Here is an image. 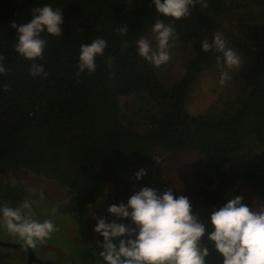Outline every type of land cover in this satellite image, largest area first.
<instances>
[{"label": "trees", "instance_id": "trees-1", "mask_svg": "<svg viewBox=\"0 0 264 264\" xmlns=\"http://www.w3.org/2000/svg\"><path fill=\"white\" fill-rule=\"evenodd\" d=\"M255 1L205 0L207 7L197 4L190 16L175 20L149 7L152 0H0V55L7 69L0 75V177L24 171L54 181L70 199L56 214H75L106 195L112 182L119 192L117 173L136 166L150 171L156 154L187 153L198 155L207 170L254 186L264 201V0L260 7ZM44 5L62 10V35L42 33L47 43L36 63L47 76L33 78L32 61L14 50L18 36L10 25L29 22L32 9ZM157 19L175 29L170 52L180 50L185 58L171 86L162 78L167 64L156 68L138 55L140 37L155 48ZM117 26H127L128 35L117 34ZM217 31L232 37L241 65L230 75L240 86L227 90L234 98L223 112L195 116L188 96L221 55L203 52L201 43H211ZM97 38L107 41L105 56L97 58L95 73L77 76L80 46Z\"/></svg>", "mask_w": 264, "mask_h": 264}, {"label": "clouds", "instance_id": "clouds-1", "mask_svg": "<svg viewBox=\"0 0 264 264\" xmlns=\"http://www.w3.org/2000/svg\"><path fill=\"white\" fill-rule=\"evenodd\" d=\"M152 4L158 14L175 20L190 16L191 8L197 4L207 7L205 0H152L149 7ZM62 24V10L44 5L32 9L29 22L19 25L13 22L10 25L18 36L14 50L24 59L32 61L30 74L33 78L47 76L43 65L36 63L38 59H43L47 43L42 33L59 37L62 35ZM115 31L126 37L129 30L127 26H117ZM152 33L155 48L148 39L140 37L136 41L138 55L160 68L171 59L175 29L157 19ZM107 46L103 38L82 44L76 75L95 73L96 60L105 56ZM127 47V43L122 44V49L126 50ZM201 50L221 54L217 56V63L221 65L219 84L225 86L232 78L230 73L240 67V57L227 46L218 31L211 43L207 39L202 41ZM5 59L0 55V75L7 73L3 64ZM105 63L111 69L113 58L108 56ZM114 76L115 73L110 71L109 79ZM8 90L5 85L4 91ZM157 163L160 161L157 160ZM146 175L147 171L140 169L134 174V179L139 182ZM40 199H43L42 192ZM23 207L30 205L23 202ZM52 212L55 214L58 209L54 207ZM107 212L116 219L108 222L106 218L92 216L96 220L94 231L103 237V242L99 243L102 250L98 253L100 260L97 264H207L209 251L203 244L206 234L208 241L223 257V264H264V210H253L243 202L242 196H236L218 210H213L210 216L211 232L207 231L201 217L193 213L190 200L184 195L175 196L171 188L158 192L151 187H143L134 192L127 205H110ZM0 219L11 233L26 238L30 245L36 241L43 243L51 233L58 231L51 219L40 222L25 218L19 207H11L7 203L0 205ZM118 220L131 223H118ZM114 241H118V244Z\"/></svg>", "mask_w": 264, "mask_h": 264}, {"label": "rangeland", "instance_id": "rangeland-1", "mask_svg": "<svg viewBox=\"0 0 264 264\" xmlns=\"http://www.w3.org/2000/svg\"><path fill=\"white\" fill-rule=\"evenodd\" d=\"M254 4L257 7L262 5L261 0H256ZM221 35L226 40L227 46L233 50V45L229 41V38H232L231 35L226 32ZM170 55L171 59L162 76L164 83L168 86L181 78L185 60L180 50L170 52ZM238 70L239 68L233 72L237 73ZM220 71L221 65H215L201 72L187 100V106L193 115L219 114L224 111L223 108H227L228 102L233 100L234 95L227 96L226 92L240 85L233 77L225 86H220ZM124 103L129 104L131 100L126 99ZM153 159L155 167L150 171L136 166L125 173H117L119 192L114 189V182H112L106 195L95 204L88 205L82 212L75 214L52 212L54 207H64L70 200L69 191L62 185L24 171L14 172L10 177L1 176L0 205L7 203L11 207H19L25 218L40 222L51 219L58 231L51 233L43 243L36 241L34 245H30L26 238L11 233L3 219H0V242H12L15 246H22L15 249L0 247V264H27L28 253L23 247L31 249L34 253L41 249V263L38 256L33 255L34 259L37 258V261H33L36 264H42V258L53 264H97L100 260L98 253L102 250L99 243L103 242V237L94 231L96 220L92 216L106 218L108 222H112L116 218L111 216L107 209L115 204V197H119L118 205L121 203L127 205L128 199L134 192H138L143 187H151L158 192L171 188L175 196H186L191 205L196 206L193 213L198 216L204 215L200 217L206 223L208 232L213 230L210 223L213 210H218L236 196H242L243 202L253 210H264V201L259 199L258 190L254 186L242 184L227 175L207 170L205 163L196 154L178 153L171 156L156 154ZM157 160L160 163H157ZM140 169H145L147 175L137 182L134 174ZM41 192L43 199H40ZM23 202H27L30 207L24 208ZM117 222L131 223L119 220ZM114 243L118 244V241ZM203 244L209 251L207 264H223V257L208 241L207 234L203 238Z\"/></svg>", "mask_w": 264, "mask_h": 264}, {"label": "flooded vegetation", "instance_id": "flooded-vegetation-1", "mask_svg": "<svg viewBox=\"0 0 264 264\" xmlns=\"http://www.w3.org/2000/svg\"><path fill=\"white\" fill-rule=\"evenodd\" d=\"M83 210H84V209H83ZM8 243H10V244L13 245V246L10 247V248H14V249H15L16 247H17V248H22V247H19V246H15L12 242H8ZM40 247L42 248V246H40ZM10 248H9V249H10ZM40 251H41V249L38 250V251L35 252V253H34V252L31 253L29 250L26 251V252L28 253V262H27V264H29V258H30V257H31L32 262H33V261H37V258H35L36 260L34 259V256H36V255H37L38 258L40 259V263H41V258H40V256H42V253H41ZM33 255H34V256H33ZM42 260H43V262H44V261L46 262V263H44V264H53L52 262H50V261H48V260H44L43 258H42ZM43 262H42V264H43ZM33 263L36 264V262H33ZM33 263H32V264H33Z\"/></svg>", "mask_w": 264, "mask_h": 264}, {"label": "water", "instance_id": "water-1", "mask_svg": "<svg viewBox=\"0 0 264 264\" xmlns=\"http://www.w3.org/2000/svg\"><path fill=\"white\" fill-rule=\"evenodd\" d=\"M13 245L10 244V243H6V242H0V247H6V248H9V247H12ZM22 247V246H20ZM25 248L26 251H30L31 253L33 252L31 249L27 248V247H23ZM29 264H32V260H31V257L29 258Z\"/></svg>", "mask_w": 264, "mask_h": 264}]
</instances>
